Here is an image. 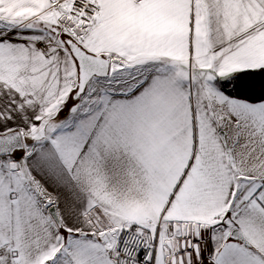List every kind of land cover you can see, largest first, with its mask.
<instances>
[{"label":"snow or ice","instance_id":"obj_1","mask_svg":"<svg viewBox=\"0 0 264 264\" xmlns=\"http://www.w3.org/2000/svg\"><path fill=\"white\" fill-rule=\"evenodd\" d=\"M0 264H264V0H0Z\"/></svg>","mask_w":264,"mask_h":264}]
</instances>
